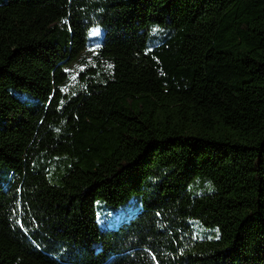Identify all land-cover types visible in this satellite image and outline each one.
<instances>
[{
    "label": "trees",
    "instance_id": "obj_1",
    "mask_svg": "<svg viewBox=\"0 0 264 264\" xmlns=\"http://www.w3.org/2000/svg\"><path fill=\"white\" fill-rule=\"evenodd\" d=\"M0 264H264V0H0Z\"/></svg>",
    "mask_w": 264,
    "mask_h": 264
},
{
    "label": "rangeland",
    "instance_id": "obj_2",
    "mask_svg": "<svg viewBox=\"0 0 264 264\" xmlns=\"http://www.w3.org/2000/svg\"><path fill=\"white\" fill-rule=\"evenodd\" d=\"M191 194L210 193L212 187L203 178H197L189 186ZM140 209V199L138 195L133 196L128 203L113 207L97 201L95 203L96 222L100 228L116 227L120 222L129 219ZM194 237L197 239H213L218 237L217 227H205L199 224L198 220H191Z\"/></svg>",
    "mask_w": 264,
    "mask_h": 264
}]
</instances>
